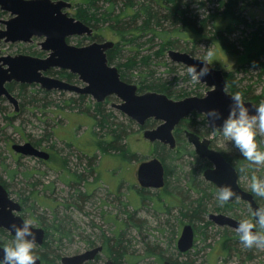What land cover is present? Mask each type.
I'll return each instance as SVG.
<instances>
[{
    "label": "rangeland",
    "instance_id": "obj_1",
    "mask_svg": "<svg viewBox=\"0 0 264 264\" xmlns=\"http://www.w3.org/2000/svg\"><path fill=\"white\" fill-rule=\"evenodd\" d=\"M66 1L72 4L66 9L68 14L74 16L78 5L88 0ZM115 1L116 13L123 9L124 2H128ZM133 1L138 4L145 0ZM152 1L156 4L153 6L164 11L162 0ZM219 1L184 0L187 17L184 23L178 22L170 26L169 22L166 25L163 22L164 28L169 31V38L166 39L171 42L165 45L167 41L159 36H154L150 41V35L143 36L139 40L143 42L140 54L152 51V61L148 68L139 67L125 76L141 86L138 71L146 73L150 69L153 71L149 75L150 79L166 81L174 99L191 95L203 96L208 86L200 81L193 82L188 74V67L173 62L167 53L168 49L187 51L193 56L208 59L227 78L231 81L234 79L237 87L248 89L251 96L256 95L260 101L264 100V73L259 74V64L254 66L250 61L254 53L257 56L260 54L259 60H264L261 44L254 41L253 35L259 26L263 27L261 32L264 34V0H235L233 9L247 23H234L232 30L227 33L223 31L229 22L223 16L227 0H224L225 4H219ZM96 4L100 5V11L109 6V2L103 0H97ZM211 14L214 15L208 18L206 28L200 31L199 36H188L189 32L194 33L189 24L195 22L196 25ZM91 27L94 29L93 36L75 37L71 43L86 45L105 40L118 43L119 37L109 27V22H98ZM218 29L223 31L225 43L215 35ZM242 38H245L244 44L240 42ZM40 40L36 38L31 44L9 43L4 51L9 54L35 53L40 50ZM163 45L166 48L161 53L157 52ZM206 48L213 49L214 55L206 56ZM118 55L126 57L132 55V52L127 46H123ZM112 65L122 71L117 62L114 61ZM55 70H50L47 74L58 77ZM31 85L25 90L18 85L13 88V93L21 104L19 111H15L14 105L5 98L0 99V180L8 184L12 195L25 196L26 205L31 210L28 216L36 221L34 223L41 221L50 224L55 213L70 230L69 237H63L59 242V258L55 264H62V255L85 250L92 240L95 244L106 245L108 239L111 244L114 238L122 242L120 248L123 254L120 261L123 264H163L164 257L178 262L194 260V264H264V248H245L237 240L234 229L215 223L205 227L204 221L199 220L194 221L196 235L193 248L184 254L178 251L176 240L181 227L191 218L190 213L184 212L191 208L193 200L200 195L196 187L206 191L205 201L209 209L204 215L205 219H208L210 212L219 211L239 219L250 216L249 206L241 200L231 206L224 204V209H216L217 206L221 207L216 198L217 187L203 176V165L209 162L196 156L191 144H188V152L170 150L174 151V156L176 154L175 158L169 155L164 159L168 170L164 188H143L136 176L139 162L167 152L160 148L161 145L144 138L143 126L112 106V103L119 102L117 98L108 101L105 109L111 112L110 120L113 123L124 127L122 144L125 152L103 149L105 143L112 140L109 138L108 128L100 126L92 113L78 110L80 106L71 108L66 105L65 101L74 95L73 92L52 90L45 96L39 90L42 89L39 85ZM92 100L91 96L87 97L82 107L89 106L94 112ZM188 125L207 138H212L214 145L232 158L236 167L247 164L230 142H225L220 133L210 129L204 114L191 115ZM103 139L104 142L100 145ZM25 141L51 149V159L46 162L33 156L16 159L11 145ZM257 142L264 149V137L257 136ZM255 174L264 176V168L256 169ZM49 181L52 183V191H46L44 187ZM239 182L250 190L248 176L241 174ZM80 192L85 195L79 196ZM258 201L264 206V199L258 197ZM225 232L234 238L232 250L222 247L221 240ZM49 237L51 238V233ZM0 238L8 241L5 232H0ZM107 257L116 256L109 249H104L98 264H104Z\"/></svg>",
    "mask_w": 264,
    "mask_h": 264
},
{
    "label": "water",
    "instance_id": "obj_2",
    "mask_svg": "<svg viewBox=\"0 0 264 264\" xmlns=\"http://www.w3.org/2000/svg\"><path fill=\"white\" fill-rule=\"evenodd\" d=\"M71 3L66 0H0V8L8 11L9 18H0L4 24L0 28V42H30L34 37L43 38L40 42L42 49L48 51L45 57L27 53L1 54L0 53V97H4L19 110V100L6 87L7 82L15 81L26 84H37L44 90L68 91L76 94L90 95L95 101L103 102L114 96L119 102L112 106L144 126L148 119L158 121L154 127L143 129L145 139L153 143L159 141L168 144L170 148L176 145L173 131L179 122L192 112L205 115L206 110L215 108L227 116L231 102L227 90V81L223 71L211 64L212 71L202 77L200 82L208 86L203 96L191 95L180 99L169 97L166 93L153 90L138 91L136 83L121 78L117 66L109 64L107 51L115 42L113 40L93 41L86 45H76L67 41L71 36H93V28L69 15L67 8ZM169 58L173 62L181 63L186 67L201 61L186 51L168 49ZM206 59V58H204ZM208 60V59H207ZM50 68L64 69L76 74L79 82H70L66 79L47 74ZM250 111L258 105L253 100H245ZM207 120V117L205 115ZM208 122V120H207ZM222 121H217L219 125ZM212 129V128H211ZM187 140L193 145L195 153L207 158L213 167L204 170V178L217 188L223 185L231 187L236 194L233 198L246 201L250 208L261 207L253 194L240 187L238 172L220 150L209 148L210 139L200 138L192 131H186ZM12 149L25 156L47 159L49 153L34 146L30 141L13 143ZM137 181L142 187L159 188L164 185V165L159 157L154 156L139 163L136 171ZM232 198V199H233ZM232 199L229 200L232 201ZM20 204L13 200L7 189L0 183V227L9 231L11 223L18 225L23 219L15 211H19ZM208 220L218 226H228L236 229L238 219L222 212H210ZM36 242L41 244L44 239V229L34 227ZM10 234L14 235V230ZM195 231L190 222L182 225L176 241L179 252L185 253L194 246ZM0 244V258H2ZM101 250V246L82 253L65 255L61 258L63 264H81ZM36 264H41L38 257ZM106 264H114L111 259ZM164 264H173L165 261Z\"/></svg>",
    "mask_w": 264,
    "mask_h": 264
},
{
    "label": "trees",
    "instance_id": "obj_3",
    "mask_svg": "<svg viewBox=\"0 0 264 264\" xmlns=\"http://www.w3.org/2000/svg\"><path fill=\"white\" fill-rule=\"evenodd\" d=\"M97 0H88L87 2L80 3L77 7L76 15H74L77 19L82 20L83 22L89 24L90 26H95L98 22H109V27L114 29L119 37L118 43H115L114 46L107 51V57L108 62L110 64H113L114 61L118 63V65L122 68V71L119 69L121 78L131 82L130 79H128L125 74L129 71H132L134 69H138L139 67H147L152 61V51L151 53L148 52L147 54H140L141 51V43L139 40L143 36L150 35V38L148 41L152 40L154 36H159L161 39H165L167 42L165 45L169 44L171 42L168 34L169 31L164 28V23H170V26L178 24V22L184 23V20L187 19L185 16L186 10L185 5L186 3L184 0H162L164 3V11L160 10L159 8L155 7L156 4L152 0H145L142 2H139L136 4L133 0H128V2H124V7L122 10L118 11L117 13L114 11V8L116 7V1L115 0H103L104 2H109V6L106 7L104 10L100 11V5L96 4ZM99 1V0H98ZM157 3V2H156ZM158 4V3H157ZM161 4V3H160ZM185 4V5H184ZM219 4H225L224 0H220ZM155 5V6H153ZM235 6V0H227L226 3V9H224L223 16L227 17L229 20L228 25L224 31V33H227L232 30L233 24H244L247 23V21L242 18L236 11L233 9ZM99 11V12H98ZM214 14L208 15L206 18L200 20L196 25H194L195 22L188 24L193 29V32H189L188 36H196L198 34H201L200 31H203L204 28H206L207 20L209 17H212ZM125 17H129V19L125 20ZM188 21V20H187ZM164 22V23H163ZM182 25V24H180ZM194 25V26H193ZM261 29H263L262 26H259L256 28V30L253 32V35H255L254 41L259 42L261 44V48L263 49L262 54L264 56V34L261 32ZM222 30H216V36L217 38L223 43H225V37ZM180 33V32H179ZM199 36V35H198ZM254 37V36H253ZM245 38L240 39L241 44L245 43ZM146 41V40H145ZM257 44V43H255ZM127 46L129 51L132 52V55L124 57L123 55H118L122 51V47ZM163 48V49H162ZM161 50L157 51L161 53L166 46L163 45ZM149 49V48H148ZM187 52V51H186ZM156 53V52H155ZM189 53V52H188ZM261 53V52H260ZM260 54L254 53L253 56H251V65H254L257 63L259 64V74L264 73V60H259ZM148 68V67H147ZM58 77L66 79L70 82H79L77 79L76 74H73L69 72L68 70L64 69H56L55 70ZM139 72V73H138ZM138 75L141 78V86H138V91L143 92L146 90H153L157 92H163L166 93L169 97H172V92L167 87V82L163 81L161 79H150V76L152 75L153 71L148 70L145 72L138 71ZM145 73V74H144ZM150 75V76H149ZM225 76V75H224ZM226 78L227 83V90L230 91L232 94L236 92L242 93L244 96V100H250L252 99L256 103L259 104L260 100L258 96H251V91L245 88H239L237 87L238 84L234 82V79ZM238 83V82H237ZM18 85L20 89L25 90L29 86H32L31 84L26 83H15L12 82L8 86L10 90L12 91L13 88ZM42 91L45 96L50 94L51 91L39 89ZM75 95V96H74ZM73 96H70L66 101V105H69L71 108H75L76 105L80 106L78 110H81L82 112H87L89 114L92 113V116L94 119L98 120L99 125L102 127H107L108 131L110 133L109 138L112 140L109 143H105V146L103 149L105 150H117V151H123L125 152L124 144H122V139L124 138V127H122L119 124L113 123L110 118L112 117L111 112H108L105 109L106 103L110 101L114 97H108L103 102H97L95 100H92L93 102V111L90 110L89 106L82 107V105L85 103V100L90 95L85 94H76L74 93ZM33 99V97L31 98ZM116 99V97L114 98ZM198 115V114H195ZM189 118L185 119L181 122V125L188 123ZM145 127H149L150 124H153V121L146 122ZM98 124V123H97ZM192 129L193 126H190ZM142 128V127H140ZM104 142V139L101 140L100 145ZM119 142V143H118ZM34 145H38L37 143H33ZM162 148V147H161ZM164 148V147H163ZM166 154H159V158L164 161V159L170 155V157L175 158L173 155L174 151H170V149H166ZM188 150L182 145L181 148L178 150L179 152H183ZM170 151V153H169ZM169 153V154H168ZM163 155V156H162ZM226 155V154H225ZM227 156V155H226ZM227 159L232 162V158L227 156ZM90 162V159H88ZM238 160V159H237ZM165 162V161H164ZM233 163V162H232ZM234 164V163H233ZM239 170V168L237 167ZM168 173V170H167ZM1 181V180H0ZM3 182V181H2ZM196 187V186H195ZM197 190L199 189V196L193 200L192 204L187 212L185 211L184 214L190 213V220L189 222L192 223L195 226L194 221H204V225L209 226L213 222L205 219V214L207 210L209 209L207 206V202L205 201L206 198V191L203 189V191L196 187ZM79 196L85 195L82 192L78 194ZM258 198V197H256ZM233 203H225V206L229 205L231 206ZM77 207V205H76ZM80 209V208H79ZM216 209H224V207L217 206ZM52 221L50 224H46L45 226L48 228V235L46 236L42 251L39 253V255L42 258V264H55L57 259L59 258V253L57 251L58 245L60 240L63 237H69V231L66 226L62 224V221L59 220L56 216L57 214L53 213L52 215ZM226 231V230H225ZM51 233V238L49 237ZM237 240H239L238 236L235 234ZM222 247L225 250H232L234 249V245H232V238L229 236L226 232L223 235ZM206 240V238H205ZM2 243H5L7 241L1 240ZM93 242V241H92ZM91 242V243H92ZM108 245L107 249H109L110 253L115 254V262L116 264H119L121 261V255L123 254L121 251L122 242L118 238H114L111 244H109V239L106 243ZM55 246V248H52ZM52 248V249H51ZM187 253V252H186ZM173 264H194V260L188 261L185 260L183 262H178L176 259H170ZM202 264V263H200Z\"/></svg>",
    "mask_w": 264,
    "mask_h": 264
},
{
    "label": "clouds",
    "instance_id": "obj_4",
    "mask_svg": "<svg viewBox=\"0 0 264 264\" xmlns=\"http://www.w3.org/2000/svg\"><path fill=\"white\" fill-rule=\"evenodd\" d=\"M206 56L214 55V50L206 48ZM201 61V66L196 64L188 67V74L193 82H199L202 77L209 75L212 71L211 64L207 59L194 58ZM231 102L228 106L227 116L215 109L206 110L208 126L222 135L225 142H230L241 154L247 164L239 168V172L249 177L250 191L261 199H264V176L255 174L258 168H264V149L257 142V136L264 137V100L254 105V111L246 106L244 96L240 92L230 95ZM217 121H222L217 125ZM251 174L249 175V171ZM236 194L227 185L217 188L216 198L223 206ZM250 216L242 218L236 226V234L240 243L245 248H264V206L250 208ZM18 225L10 224L9 231L14 235L2 247V258L0 264H36L38 256L35 254L36 233L34 222L30 218H24Z\"/></svg>",
    "mask_w": 264,
    "mask_h": 264
},
{
    "label": "flooded vegetation",
    "instance_id": "obj_5",
    "mask_svg": "<svg viewBox=\"0 0 264 264\" xmlns=\"http://www.w3.org/2000/svg\"><path fill=\"white\" fill-rule=\"evenodd\" d=\"M9 16H10V14H9V12L8 11H5V10H2L1 8H0V18H2V19H6V18H9ZM4 27V24L3 23H0V28H3ZM94 30V29H93ZM75 37H81V36H71V37H68L67 38V41L68 42H72V38H75ZM36 38H40V37H34L33 39H32V41H30V42H14V43H33L35 40H36ZM41 40L43 39V38H40ZM41 40L38 42L39 43V45H40V42H41ZM9 43H11V44H13L12 42H0V53L1 54H9V53H7L6 51H4V47L5 46H7ZM31 55H35V56H39V57H45L47 54H48V51H46V50H44V49H42V47L40 46V50H37L35 53H30ZM53 69H57V68H50L47 72H49L50 70H53ZM12 82H15V81H11V82H7L6 83V87H7V89L14 95V93H13V90L11 91L10 90V88H9V84L10 83H12ZM15 83H17V84H19V82H15ZM207 91V90H206ZM111 97V96H110ZM112 97H114V96H112ZM1 98H4V97H0V99ZM115 98V97H114ZM7 100V99H6ZM20 101H19V109H20ZM19 111V110H18ZM195 114H199V115H202V114H200V113H197V112H192L191 114H189L188 116H186L185 118H183L180 122H179V124L178 125H176V127H175V129H174V131H173V134H174V137H175V141H176V145H175V147L174 148H170L169 147V145L168 144H165V143H161V142H159V141H154L153 143L154 144H158V145H161L160 146V148L162 147H164V149L166 148V149H170V150H175V149H180L181 148V146L183 145L186 149H187V147H189V145L188 144H191L188 140H187V138H186V131H192L193 133H195V134H197L200 138H203V137H207V136H205V135H203V134H201V133H199L198 131H196L195 129H192L191 127H190V125H188V123H185V124H183V125H181V122L183 121V120H185V119H188V118H190L191 117V115H195ZM150 120H153L154 121V124L151 126V127H154V126H156L157 124H158V121H156V120H154V119H148L146 122H149ZM147 124V123H146ZM211 129V128H210ZM212 131H214L213 129H211ZM180 138H183L184 140L183 141H181L180 140ZM210 139V138H209ZM185 141H186V143H185ZM32 143V142H31ZM33 144V143H32ZM153 144V145H154ZM34 145V144H33ZM192 145V144H191ZM34 146H36V145H34ZM193 146V145H192ZM36 147H38V148H40V149H42V150H45V151H47L48 153H49V157L47 158V159H42V158H37V159H39V160H42V161H48V160H50L51 159V156L53 155L52 154V151H51V149H49V148H44V147H39V146H36ZM159 146H156V148H158ZM209 148H213V149H217V150H220L218 147H216L215 145H214V143H213V139L211 138L210 139V143H209ZM193 151H194V147H193ZM221 151V150H220ZM15 152V158L16 159H22V158H25V157H31V156H25V155H22L21 153H19V152H16V151H14ZM222 152V154L225 156V158L227 159V156L223 153V151H221ZM194 153H195V151H194ZM195 155L196 156H198L196 153H195ZM158 157V156H157ZM198 157H200V156H198ZM201 158H204V157H201ZM205 159H207V158H205ZM144 160H146V159H144ZM161 160V159H160ZM208 160V159H207ZM228 160V159H227ZM162 161V163H163V165H164V178H165V182H164V185L162 186V187H159V188H155V189H162V188H164L165 186H166V177H167V166H166V164H165V162L163 161V160H161ZM229 161V160H228ZM208 162L209 163H206V164H204L203 166H204V169H203V172H204V170L206 169V168H208V167H213V164H212V162H210L209 160H208ZM230 162V161H229ZM231 164H233L232 162H231ZM234 165V164H233ZM235 166V165H234ZM51 168H55V167H51ZM235 168H236V170H237V172H238V175H239V178H240V175H241V173L238 171V169H237V167L235 166ZM204 176V175H203ZM239 178H238V183H239V185H240V187L242 188V189H244V190H247V191H249V192H251L249 189H246L245 187H243L241 184H240V182H239ZM208 181V180H207ZM210 182V181H209ZM0 183H2L3 185H4V187L7 189V191H8V194H9V196L13 199V200H15V201H17L19 204H20V206H21V208H20V210L19 211H15V213L16 214H18V215H20L23 219L24 218H30L28 215L31 213V210L30 209H28V206L26 205V199H25V196L24 195H22V194H20V195H12L11 194V190L9 189V187H8V184L7 183H4V182H2V181H0ZM211 183V182H210ZM213 184V183H212ZM140 185V184H139ZM214 185V184H213ZM215 186V185H214ZM45 187V190L47 191V190H50V191H52V183L49 181L48 182V184H47V186H44ZM142 187V186H141ZM216 187V186H215ZM143 188H150V187H143ZM217 190V189H216ZM252 193V192H251ZM253 194V193H252ZM253 196H254V198L256 199V201L260 204V202L258 201V198H256V196L253 194ZM26 197H28V196H26ZM237 200H241V201H244V200H242V199H240V198H233L232 199V201H228L227 203H235ZM247 205H248V203L246 202V201H244ZM232 204V205H233ZM261 205V204H260ZM249 206V205H248ZM262 206V205H261ZM250 208V207H249ZM219 212H221V211H219ZM222 213H224V212H222ZM226 214V213H225ZM227 215H229V214H227ZM229 216H232V215H229ZM232 217H234V216H232ZM234 218H236V217H234ZM30 219H32L33 220V218H30ZM236 219H238V220H240L239 218H236ZM33 222H36L35 220H33ZM186 223V222H185ZM192 224V223H191ZM34 225L36 226V227H42L43 229H44V239H43V242L41 243V244H38L37 243V245H36V249H35V254L40 258V260H41V264H42V258H41V256L39 255V253L42 251V246H43V243H44V240H45V238H46V236L48 235V228L45 226L46 224L45 223H42L41 221H39L38 223H34ZM193 225V224H192ZM193 227H194V231H195V235H196V228H195V226L193 225ZM224 227H228V226H224ZM230 228V227H229ZM235 231V230H234ZM0 232H5L6 233V237H7V239L8 240H11L12 238H13V235L12 234H10L9 233V231L8 230H6V229H4V228H1L0 227ZM234 234H236V231L234 232ZM237 235V234H236ZM7 241V240H6ZM93 241V240H92ZM92 241H90L89 243H88V245H87V248L85 249V250H83V251H81V252H76V253H73V254H78V253H82V252H84V251H86V250H91V249H93V248H95V247H98V246H101V250L100 251H98L97 253H95L94 254V256L92 257V258H90V259H85V260H83L82 262H81V264H98V260H99V258H100V254L101 253H103V250L104 249H106L107 250V245H105V244H103V243H101V244H95V242H92ZM177 241V240H176ZM194 241H195V238H194ZM92 242V243H91ZM0 244L3 246V244L4 243H2L1 242V238H0ZM189 251V250H188ZM188 251H186V252H188ZM185 252V253H186ZM181 253V252H180ZM73 254H66V255H73ZM184 254V253H183ZM63 256H65V255H62L61 257H60V260H61V258L63 257ZM108 259H111L113 262H114V264H116V262H115V258L114 257H107L106 258V260H105V263L104 264H106V261L108 260ZM165 261H171L170 260V258H166V257H164V260H163V264H164V262ZM61 263H62V261H61ZM63 264V263H62ZM119 264H123L122 262H120Z\"/></svg>",
    "mask_w": 264,
    "mask_h": 264
},
{
    "label": "bare ground",
    "instance_id": "obj_6",
    "mask_svg": "<svg viewBox=\"0 0 264 264\" xmlns=\"http://www.w3.org/2000/svg\"><path fill=\"white\" fill-rule=\"evenodd\" d=\"M86 36V35H85ZM110 64V63H109Z\"/></svg>",
    "mask_w": 264,
    "mask_h": 264
}]
</instances>
